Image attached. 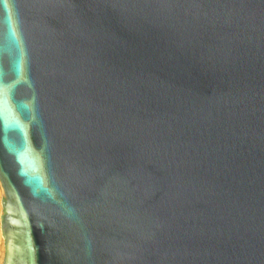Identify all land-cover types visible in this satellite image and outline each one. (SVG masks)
<instances>
[{
  "label": "water",
  "instance_id": "1",
  "mask_svg": "<svg viewBox=\"0 0 264 264\" xmlns=\"http://www.w3.org/2000/svg\"><path fill=\"white\" fill-rule=\"evenodd\" d=\"M0 264H264V0H0Z\"/></svg>",
  "mask_w": 264,
  "mask_h": 264
},
{
  "label": "bare ground",
  "instance_id": "2",
  "mask_svg": "<svg viewBox=\"0 0 264 264\" xmlns=\"http://www.w3.org/2000/svg\"><path fill=\"white\" fill-rule=\"evenodd\" d=\"M0 198H1V192H0ZM1 242H2V239H1V237H0V244H1Z\"/></svg>",
  "mask_w": 264,
  "mask_h": 264
}]
</instances>
